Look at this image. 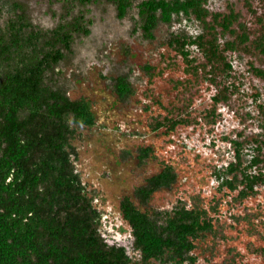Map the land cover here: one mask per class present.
Instances as JSON below:
<instances>
[{"label": "rangeland", "instance_id": "rangeland-1", "mask_svg": "<svg viewBox=\"0 0 264 264\" xmlns=\"http://www.w3.org/2000/svg\"><path fill=\"white\" fill-rule=\"evenodd\" d=\"M139 1L132 0L121 19L106 0L76 6L73 13L81 10L92 20L91 32L77 36L55 67L67 95L86 97L95 117L93 125L77 127L71 145L81 182L101 214V236L138 259L131 228L120 212L121 198L131 197L152 215L183 203L204 210L213 224L211 232L194 241V264H264V182L246 196L238 195L241 187L230 191L220 186L226 166L234 160V141L241 143L248 163L257 152L255 140H264V80L249 67L250 62L261 66L262 60L243 51L228 52L232 71L225 83L235 88L226 102L214 105L215 86L203 73L189 72L167 43L172 35L195 36L200 24L185 15L174 16L170 23H159L154 38L147 39L137 27ZM245 1L207 0V7L221 11L233 5L248 26L259 28V20L264 24V0H249L250 9ZM15 3L44 30L64 14V0H0V25ZM190 50L198 54L195 46ZM118 76L126 77L132 89L124 99L113 90ZM213 107L216 117L211 123L207 110ZM166 119L177 120L173 129L152 128L155 120ZM145 148L150 153L142 157ZM164 166L172 167L174 183L155 190L148 203L140 205L134 189ZM259 167L264 172V165Z\"/></svg>", "mask_w": 264, "mask_h": 264}, {"label": "trees", "instance_id": "trees-1", "mask_svg": "<svg viewBox=\"0 0 264 264\" xmlns=\"http://www.w3.org/2000/svg\"><path fill=\"white\" fill-rule=\"evenodd\" d=\"M98 0H64V14L51 29H41L28 19L23 7L14 4L12 14L0 25V264H194V241L212 231L204 210L183 203L153 214L140 209L129 196L119 208L133 236L139 258L128 255L124 246L109 245L101 236V214L93 204L75 166L71 145L79 126L94 124L86 97L72 99L57 82L55 67L72 49L77 36L91 32L92 20L76 6ZM124 18L132 0H106ZM249 7V0H246ZM250 9V7H249ZM137 27L147 39L154 38L159 23L185 15L202 30L195 36L172 35L167 43L180 55L186 69L203 73L215 86L213 103L226 102L234 91L225 83L232 71L228 52L243 51L262 60L249 63L250 71L264 80V24L248 26L233 5L213 11L207 0H140L136 4ZM191 46L198 54L192 55ZM124 99L132 92L124 76L113 83ZM264 114V108H263ZM214 107L207 110L214 122ZM177 120H157L152 128L173 129ZM257 152L245 163L242 145L234 141V160L229 162L221 187L246 196L264 182V140H255ZM260 143V144H259ZM149 149H142L147 157ZM252 167H259L252 172ZM175 181L172 167L164 168L136 187L134 195L146 205L151 194Z\"/></svg>", "mask_w": 264, "mask_h": 264}]
</instances>
